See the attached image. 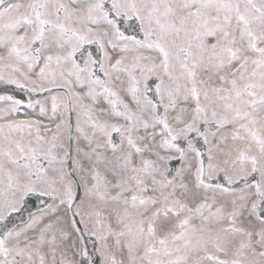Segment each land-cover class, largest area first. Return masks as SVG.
I'll list each match as a JSON object with an SVG mask.
<instances>
[{"label": "snow or ice", "instance_id": "6c2138e0", "mask_svg": "<svg viewBox=\"0 0 264 264\" xmlns=\"http://www.w3.org/2000/svg\"><path fill=\"white\" fill-rule=\"evenodd\" d=\"M0 264H264V0H0Z\"/></svg>", "mask_w": 264, "mask_h": 264}, {"label": "flooded vegetation", "instance_id": "af4514ba", "mask_svg": "<svg viewBox=\"0 0 264 264\" xmlns=\"http://www.w3.org/2000/svg\"><path fill=\"white\" fill-rule=\"evenodd\" d=\"M25 98H26V94H25Z\"/></svg>", "mask_w": 264, "mask_h": 264}]
</instances>
